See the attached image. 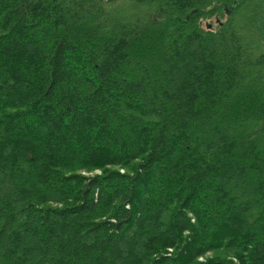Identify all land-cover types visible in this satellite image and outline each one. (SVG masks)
Returning <instances> with one entry per match:
<instances>
[{"label": "trees", "instance_id": "trees-1", "mask_svg": "<svg viewBox=\"0 0 264 264\" xmlns=\"http://www.w3.org/2000/svg\"><path fill=\"white\" fill-rule=\"evenodd\" d=\"M130 1L0 0V264H264V0Z\"/></svg>", "mask_w": 264, "mask_h": 264}, {"label": "rangeland", "instance_id": "rangeland-1", "mask_svg": "<svg viewBox=\"0 0 264 264\" xmlns=\"http://www.w3.org/2000/svg\"><path fill=\"white\" fill-rule=\"evenodd\" d=\"M135 4H136V0H132L129 3L124 2L123 8L120 9V12L118 13L119 17L122 18L124 21H126L128 23L129 29H131V26L135 25V23H136V21L133 19V16H132L135 12H133L130 9V6L131 5H135ZM66 10L69 13V16H71L73 13H75V14L78 13V8L75 7V6H72L70 8H66ZM106 16L114 17V16H117V15L110 13L109 15H106ZM247 16H248V14L241 13V19L239 21L238 27H242V25L244 23V20L242 18L243 17H247ZM71 18H73V17H71ZM73 20H71V21H73ZM118 26H119V24L117 23V27ZM246 30L247 29H245V28L243 30H241L240 33H239V35L242 36V37H245L246 34L248 33V31H246ZM87 34L88 33L83 32V36H85ZM242 43H243L244 48L249 47L251 49V51H253V53H251L249 51L251 53V56H249V57H251V58H249V59H251V61L249 60V63H248V65L250 66V68H252V67L255 66L254 65L255 64V61L258 60V59H260L262 57V54H264V52L257 51L256 48H255L254 42L252 44H249L247 41L244 40V42H242ZM253 49L256 50V51H254ZM239 51H240V49H239ZM245 54H247V50H245ZM242 57L245 58V59H248V57L244 56V53H243ZM252 69H253V72L252 73H254L255 76L259 73V74H261L262 77H264V75H263V73H264L263 66H261L259 68V70H258V68H255V67L252 68ZM261 81H262V79H261ZM262 82H264V80ZM254 191H255V195H256L255 197H256V199H255V201L253 202L252 205H254L256 207L262 208V205H263V202H264V200H262V192L263 191L261 189H258V190L256 189ZM237 204H238V200H237ZM169 251H171V250H169ZM213 256H214V253H207L204 257H200L199 258V261H203V259L211 258Z\"/></svg>", "mask_w": 264, "mask_h": 264}]
</instances>
